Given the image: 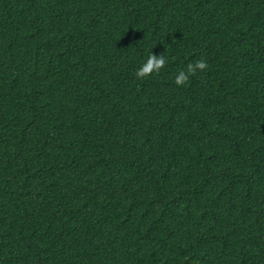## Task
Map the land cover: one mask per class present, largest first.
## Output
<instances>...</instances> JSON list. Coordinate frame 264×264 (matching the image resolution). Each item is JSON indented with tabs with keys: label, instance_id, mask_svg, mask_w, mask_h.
<instances>
[{
	"label": "trees",
	"instance_id": "1",
	"mask_svg": "<svg viewBox=\"0 0 264 264\" xmlns=\"http://www.w3.org/2000/svg\"><path fill=\"white\" fill-rule=\"evenodd\" d=\"M195 262L264 264V0H0V264Z\"/></svg>",
	"mask_w": 264,
	"mask_h": 264
},
{
	"label": "clouds",
	"instance_id": "2",
	"mask_svg": "<svg viewBox=\"0 0 264 264\" xmlns=\"http://www.w3.org/2000/svg\"><path fill=\"white\" fill-rule=\"evenodd\" d=\"M167 59L163 54L156 55L154 53L150 54L147 61L136 71V76L138 79H144L145 77L151 75L152 73H159L161 69L165 67ZM208 67L206 61L203 59L196 61L195 64H188L187 71H180L179 75L175 78V83L178 86L185 85L189 82L191 75H194L196 70H205Z\"/></svg>",
	"mask_w": 264,
	"mask_h": 264
},
{
	"label": "water",
	"instance_id": "3",
	"mask_svg": "<svg viewBox=\"0 0 264 264\" xmlns=\"http://www.w3.org/2000/svg\"><path fill=\"white\" fill-rule=\"evenodd\" d=\"M192 264H199V263L195 262V263H192Z\"/></svg>",
	"mask_w": 264,
	"mask_h": 264
}]
</instances>
